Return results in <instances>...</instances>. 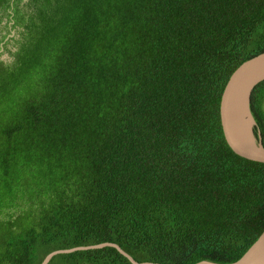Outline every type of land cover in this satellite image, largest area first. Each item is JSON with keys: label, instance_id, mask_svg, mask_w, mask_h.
<instances>
[{"label": "trees", "instance_id": "1", "mask_svg": "<svg viewBox=\"0 0 264 264\" xmlns=\"http://www.w3.org/2000/svg\"><path fill=\"white\" fill-rule=\"evenodd\" d=\"M13 17L0 264L105 242L139 263L237 261L264 230V164L228 148L218 107L264 52V0H28ZM250 109L264 147V81ZM48 264L130 263L103 248Z\"/></svg>", "mask_w": 264, "mask_h": 264}, {"label": "water", "instance_id": "2", "mask_svg": "<svg viewBox=\"0 0 264 264\" xmlns=\"http://www.w3.org/2000/svg\"><path fill=\"white\" fill-rule=\"evenodd\" d=\"M263 81L264 52L244 61L231 73L221 93L218 107L220 127L228 148L240 158L261 164H264V147L260 138L256 139L253 134L256 123L251 114L250 102L253 90ZM103 248L115 249L130 264H157L139 263L117 244L108 242L55 250L48 253L40 264H48L57 255ZM195 264L221 263L200 261ZM228 264H264V230L237 261Z\"/></svg>", "mask_w": 264, "mask_h": 264}, {"label": "flooded vegetation", "instance_id": "3", "mask_svg": "<svg viewBox=\"0 0 264 264\" xmlns=\"http://www.w3.org/2000/svg\"><path fill=\"white\" fill-rule=\"evenodd\" d=\"M27 2L28 0H9L5 15L0 13V63L8 62L16 50L19 27L13 13Z\"/></svg>", "mask_w": 264, "mask_h": 264}]
</instances>
